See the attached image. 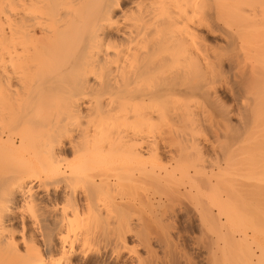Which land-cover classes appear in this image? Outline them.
<instances>
[{
  "label": "bare ground",
  "instance_id": "6f19581e",
  "mask_svg": "<svg viewBox=\"0 0 264 264\" xmlns=\"http://www.w3.org/2000/svg\"><path fill=\"white\" fill-rule=\"evenodd\" d=\"M263 2L0 0V154L3 150L14 156L20 148L21 152L26 149L19 159H12H17L14 164L0 169V264H174V253L181 245L175 244L176 237L173 246L169 244L172 229L163 228L168 224L158 226L167 216L175 221L185 216V222L193 226L197 220L199 232L212 238L214 250L206 257L210 264H238L224 258L221 243L225 239L236 247L239 243L244 251L242 264H264V235L257 234L262 221L258 213L264 208V179L260 178L264 159L256 168V154L251 153L255 164L249 160L252 155L246 162L251 163V172L252 167L258 170L256 178H243V171L238 178L244 182H239L234 196L230 194L241 203L247 198V206L239 203V207H247L249 215L236 208L237 199L233 201L229 194L222 197V185L215 188L221 179L212 178L224 176L222 165L210 175L205 167L199 168L203 153L215 148L209 133L236 132L230 112L218 103L226 61L241 72L243 84L252 80L244 85L245 113L237 131L258 140L256 144L264 143V40L248 39L256 17L264 13ZM219 25L225 49L207 40L219 37ZM227 48L234 51L229 53ZM199 102L205 105L202 109ZM159 123L177 127L172 136L176 133V143H182L183 149L173 156L177 153L180 159L189 154L196 159L193 172L200 179H192L191 171L182 168L179 174L185 179H177L175 167L176 179H168L170 185L165 184L169 187L163 191L158 189L166 180L161 174L156 179L130 178L129 160L143 163L150 156L161 160L165 154L178 162L171 156L173 151L168 152L172 150L169 142L151 140L148 135ZM233 147L232 154L225 153L227 167L235 165L231 166ZM81 151L96 154L99 170L90 179L81 178ZM148 180L160 184L155 183L156 188L152 183L151 193L139 205L150 210L151 222L168 241L159 243L165 249L163 258L152 248L154 236L148 224L134 225L122 208L138 206V199L126 201V187ZM182 200L195 216H190ZM226 210L232 219L247 216L249 224H239L243 227L238 230L235 225L231 233ZM160 235L155 238L161 239Z\"/></svg>",
  "mask_w": 264,
  "mask_h": 264
},
{
  "label": "rangeland",
  "instance_id": "374dc122",
  "mask_svg": "<svg viewBox=\"0 0 264 264\" xmlns=\"http://www.w3.org/2000/svg\"><path fill=\"white\" fill-rule=\"evenodd\" d=\"M264 3V2H263ZM261 6H264V4L263 5H261ZM231 17V16H230ZM229 18V17H228ZM231 19V18H230ZM259 21H258V20ZM233 20H236V19H233ZM232 21V20H231ZM234 22H236V21H234ZM258 22V23H257ZM256 23V24H255ZM254 24H255V26H254V31L253 32H251L250 33V35H248V39H249V41L250 40H252L253 39V42L254 41H256V42H260L261 40H264V13L263 14H259L257 17H256V19H255V22H254ZM220 26V28L218 27V26H216L215 28L218 30V36L219 37H216V36H214V37H211L210 36V38L209 37H207L208 39V41H210L209 42V44L211 45H214V46H216L217 45V49H221V48H223V49H225L227 46H225V42H224V40H222V37H221V35H220V29L223 27L222 25H219ZM259 27V28H258ZM261 27V28H260ZM259 30V31H258ZM252 35V36H251ZM251 37H252V39H251ZM255 38V39H254ZM222 40V41H221ZM208 41H207V43H208ZM213 47V46H212ZM216 48V47H215ZM228 49V48H227ZM229 50L230 49H228V50H226V51H228L229 52ZM232 51V50H231ZM231 51L229 52V53H231ZM234 51V50H233ZM232 51V52H233ZM229 61L227 62L226 61V63H224V66H225V68H224V66H223V68H224V73H225V77H223V78H225L224 80L225 81H223V86L221 85V88L218 90V95L220 96L219 97V99H220V102H218L220 105H224V107H223V109H225V110H227L228 112H230V115L229 116H231V117H229L230 118V122L232 123L231 125H232V127L234 128V129H236V132L234 133V132H227V134L228 135H226V134H224V133H218V134H216L215 133V135H213L212 133H209L210 135H208V137H209V139L211 138V142L212 143H214V151L212 150V149H210V150H208L209 151V153H206V152H208V151H206L205 153H203V156L201 157V158H203V159H201V163H200V165H199V168L201 167V168H206V169H204V170H206L207 172H209V175H210V172L212 171V170H214L216 173H218V170H217V168H218V166H221L223 169H222V175H224V176H221V174H219L220 176H216V177H213L212 179H221V181H220V183L219 184H217V186L215 187V188H220L221 187V185L223 186V187H221L219 190H221V194L223 195V194H226L227 196H228V194H229V196H231L232 198H233V196L235 195V193H236V191H234L235 190V188L237 189L238 187H239V182L241 183V181H243V180H241L240 178H238V176H240L241 177V175L242 174H244V172H245V176L244 175H242V177L244 178L245 177V179H246V176L248 177L247 179H250V178H253L254 176H256V171L255 170H257L256 168L259 166H261V164H262V162L264 161L263 159V156H264V143H261V144H256L255 143V141H258V140H254L253 138H251V137H244V134H242L241 132H238L237 130H238V127H239V124H240V122H239V119H240V116L243 114V113H245V111L243 110L244 109V107L242 106V101L244 102V99L246 98V94H245V92H244V85L247 83H249V81H250V83L252 82V80H249V81H245L246 83L245 84H243V80H242V78H243V76L241 75V72H238V70H236L233 66H231V65H229ZM230 68V69H229ZM235 70H236V72H235ZM234 71V73H232V72ZM223 73V74H224ZM240 74V75H239ZM227 75H228V77H227ZM234 76H236V77H234ZM240 76H242V77H240ZM227 77V78H226ZM239 82H238V81ZM243 81V82H242ZM224 83H226V84H224ZM241 83V84H240ZM249 83V84H250ZM260 84V83H259ZM226 86L228 87L229 86V88L230 89H227L226 88ZM231 86V87H230ZM243 87V88H242ZM233 93H232V92ZM235 96V97H234ZM239 98H240V100H239ZM237 99V100H236ZM222 100V101H221ZM205 105H203L201 102H199V104H198V107H201V109L204 107ZM243 108V109H242ZM243 111V112H242ZM215 116V115H214ZM217 116V115H216ZM162 125H160V123L158 124L159 126H155V128H157L156 130L155 129H153L152 128V130H155V131H153L152 133H149L148 135L150 136V139L151 140H153V139H160V138H162V139H164V140H166L167 141V143L169 142V144H171V148H172V150L170 149V151H168V152H171V151H173V152H171L172 153V157H174L173 155H174V153L175 152H177L176 150H178V152L179 151H181L182 149H183V147L181 148V146H183V145H181L180 143H176L178 140H176V138H175V136H176V133L174 134L175 136L173 137L172 136V130H174V128H176V130H177V127H173V126H175V125H173L172 127L171 126H168V124L166 123H161ZM171 124V123H170ZM169 128L170 127V130L166 127V126ZM235 127H234V126ZM161 126H162V129H160L161 128ZM238 126V127H237ZM160 127V128H159ZM165 127V128H164ZM232 128V129H233ZM158 129H160V130H158ZM152 130H149L150 132L152 131ZM175 130V131H176ZM207 130H209V129H207V128H205L204 129V131H207ZM174 131V132H175ZM235 131V130H234ZM147 133H148V131H147ZM208 133V132H207ZM237 133H241V136H243V137H240V138H242L240 141H239V135L237 134ZM147 135V136H148ZM217 135V136H216ZM233 135V137H235L234 138V141L231 139V138H233V137H231ZM237 135V136H236ZM172 138H173V141H172ZM236 138H238V140H236ZM161 139V140H162ZM174 139L176 140L175 142H174ZM231 141H230V140ZM233 143L234 144V142L236 143L237 141H238V143H236L235 145L236 146H232L230 143ZM260 141V140H259ZM264 141V140H263ZM179 142V141H178ZM240 142V143H239ZM217 144V145H216ZM239 144V145H238ZM252 144V145H251ZM178 145H180V147L178 146ZM213 145V144H212ZM231 146V147H229V149H228V146ZM250 145V146H249ZM258 145V146H257ZM249 146V147H248ZM253 146H254V148H253ZM224 147V148H223ZM232 147H233V149H234V152H233V157L232 156H230L231 158H233V160L235 161V162H232V160H231V166L233 165V163H235V165H233L232 167H229L230 166V164H229V168L226 166L227 164H228V160H227V163L225 162L224 163V161H225V159H226V156H225V153L227 154V152L226 151H228L229 152V155H230V153L232 154V152L230 151V148L232 149ZM240 147V148H239ZM244 147V148H243ZM246 147V148H245ZM173 148H174V150H173ZM217 148V149H216ZM21 149V148H20ZM18 150L17 151V153H14L13 155L14 156H8V154H7V152L6 151H3L2 150V152H4V153H1L0 154V169L1 170H5L6 169V166H8L9 164V166H11L12 164H14V162H16L17 161V159H19L20 158V156H21V154H23V153H25V151L24 150H26V149H24L23 150V148H22V152H21V150ZM223 149V150H222ZM240 149V150H239ZM242 149V150H241ZM129 150V149H128ZM225 150V151H224ZM237 150V151H236ZM248 150V151H247ZM85 151V150H84ZM82 152L81 151V153L79 154V155H81L83 158L81 159V156H79L80 157V159H81V162H82V179H90V177H93V175H95L96 173H97V171L99 170L98 169V167H99V165L97 164V163H95L94 162V159L96 160V158H94L95 156H96V154H95V152L94 151H90V152ZM87 151V150H86ZM213 151V152H212ZM5 152H6V156L4 155L5 154ZM20 152V153H19ZM177 152V153H178ZM235 152H236V154H235ZM243 152V153H242ZM254 152V153H253ZM258 152V153H257ZM27 153V152H26ZM175 154V156L177 155L178 156V154ZM250 153V154H249ZM251 153H253V154H256V158L254 157L255 155H253V154H251ZM2 154H3V156H2ZM16 154V155H15ZM130 154V153H129ZM179 154H180V152H179ZM244 154V155H243ZM248 154H249V156H248ZM71 155V154H70ZM145 155H147L146 157H149L150 155H148V154H145ZM161 155V154H160ZM159 154H158V158H159V156H160ZM165 155V154H164ZM163 154L160 156L162 159L159 161V160H157L156 158H154L155 160H157V161H155L153 158H151L150 159V157H149V159L147 160V158L145 159V162H143V163H133V162H131V160H129V158H128V165H127V168H126V171H128V175L130 174V175H132V176H130V178L131 179H143L145 176H149V177H147L148 179H154L155 178V176L156 177H158L157 175L159 174V176H160V174H161V176H160V178L162 177L163 179H166V180H164L165 181V183H164V181L161 183L162 185H160L159 187H158V189L160 190V187H162V190L164 191L165 190V187L164 186H166L167 184L168 185H170V183H169V180L170 179H179V178H183V179H185L184 177H182L181 176V174H179V173H181V171H180V169L182 168V170L185 172L186 170L187 171H191L190 172V175H191V177H192V179H200V177L199 176H195V172H193L194 171V165L196 164V162H194V160L196 161V159H193V157H187V155H189V154H187V155H183L180 159H177V156H176V158L174 157V159H177L178 160V162H175V160H174V162L173 161H170V159L171 158H169L170 156H167V155H165L166 157H168V158H165V156H164ZM170 155V154H169ZM228 155V156H229ZM234 155H235V157H234ZM252 155V156H251ZM73 156V155H72ZM72 156H69L68 158H69V160L71 159V158H73ZM153 157H154V154L152 155ZM225 156V157H224ZM238 156V157H237ZM251 156V158H249ZM6 157H7V159H6ZM10 157V158H9ZM16 157H18L17 159H16V161L15 160H12V159H15ZM71 157V158H70ZM145 157V156H144ZM164 157V158H163ZM230 157H229V159H230ZM252 157H253V159L254 160H256V168L255 167H252V169H254L252 172H251V166L252 165H250V167H249V163L250 162H253L252 164H255L254 163V161L253 160H250V159H252ZM2 158H4L6 161H4ZM204 158H206V159H204ZM225 158V159H224ZM248 158H249V160H250V162L249 163H247L249 160H248ZM222 159H224V160H222ZM235 159H237V160H235ZM243 159H245L244 160V162H242L243 161ZM248 161H247V160ZM10 160V161H9ZM169 160V161H168ZM171 160H173V159H171ZM176 160V161H177ZM261 160H263L262 162H260ZM1 161H2V163H4L3 165H2V163H1ZM9 161V162H8ZM144 161V160H143ZM159 161V162H158ZM166 161H168V163L166 162ZM204 161V162H203ZM240 163V165L238 166V162ZM247 161V162H246ZM12 162V163H11ZM71 162V161H70ZM163 162V163H162ZM171 162V163H170ZM173 162V163H172ZM197 162H200L199 160L197 161ZM237 162V163H236ZM9 163V164H8ZM145 163V164H144ZM176 163H178V164H176ZM218 163H219V165H218ZM6 164V166H4ZM8 164V165H7ZM140 164V165H139ZM141 164H144V165H141ZM168 166V168H166L167 166ZM170 164V165H169ZM237 164V165H236ZM251 164V163H250ZM258 164V165H257ZM2 165V166H1ZM98 165V166H97ZM216 165V166H215ZM170 166V167H169ZM244 166V167H243ZM264 166V165H263ZM156 167H158V168H156ZM175 167L177 168L178 167V169H179V171H177V173H176V175L174 176L173 174H175V173H173V169H175ZM191 167H193V169L191 168ZM211 167V168H210ZM233 167H237L238 169H235V170H232V168ZM241 167V168H240ZM248 167L250 168L249 170H248ZM258 167V168H259ZM242 168H244V170L242 169ZM227 169V171H226V173H225V171L224 170H226ZM229 169V170H228ZM232 170V173L231 174H229V172ZM234 169V168H233ZM242 169V170H241ZM260 169V168H259ZM154 170V171H153ZM177 170V169H176ZM210 170V171H209ZM238 170V172L239 171H242V172H240V173H238V172H236ZM41 172V169H38L37 170V172ZM164 171V172H163ZM166 171H169L171 174L170 175H172V177L169 175V172L167 173ZM244 171V172H243ZM258 171V170H257ZM155 172V173H154ZM161 172V173H160ZM176 172V171H175ZM152 173H153V175H152ZM166 173V174H165ZM225 173V174H224ZM233 174V175H232ZM238 174V175H237ZM255 174V175H254ZM170 177H169V176ZM128 176V177H129ZM154 176V177H153ZM176 177V178H174V177ZM181 176V177H180ZM193 176H194V178H193ZM233 176H235V177H233ZM259 177V176H258ZM257 177V178H258ZM161 178V179H162ZM254 178H256V177H254ZM260 178L261 179H264V176H263V178L260 176ZM259 178V179H260ZM144 179H146V177L144 178ZM156 179V178H155ZM159 179V178H158ZM169 179V180H168ZM225 181H224V180ZM230 179V180H229ZM235 179V180H234ZM238 179H240V180H238ZM229 180V181H228ZM238 180V181H237ZM149 181V183H147V181H146V183H143L142 182V184L140 183V184H138V185H132V186H127L126 187V189L128 190V192H125V194L127 193V195H125V198L127 199L126 201H128V200H131V201H135V200H137L136 201V203H137V205L138 206H136V208H134V207H132V208H128V206H127V209L126 208H124V207H122L123 209H124V212L126 211V213H128V220H130L132 223H134V225H146V224H148V225H146V227L148 228V231H149V229H151V237L152 236H154V237H152V248L154 249V248H156V250L155 251H157V249H158V255H161V256H159V257H161V258H163L165 255H164V253H163V250H165V249H163V248H159V243L160 244H163L164 242H165V244H166V241L167 240H165V238L164 237H162V235H164V234H159V232L161 233V230L158 232V228H160V227H158V226H167V224H168V226L167 227H169V228H167V227H163V228H166V229H169V230H171V233H172V236H171V243L173 242V238L174 237H176V238H174V240L176 241H174L175 242V244H180L181 245V249H179L178 251H181V253L180 252H175L174 254H176L173 258H175V260H174V264H175V262H176V264H187L186 263V261H188L187 259H191L192 260V262H193V264H210L209 262H211V260L209 259H207L208 258V256H210L209 254H211L210 252L212 251V250H214V247H213V243H212V238L210 237V235H206L204 232H203V234L201 233V232H199V230L195 227V224L197 223V220H194V226L192 225V224H189V222H185V216H184V219H183V216L182 217H180V218H178V219H176V221L175 220H173V219H169L168 218V216L164 219H162L163 220V223H164V225H163V223H162V225H161V223L157 226V225H155V224H153L152 222H151V220H152V216H151V214L149 215V212H150V210L146 207V206H140L139 205V202H140V200H141V198H142V200L144 199V197L146 196V195H148L149 193L148 192H150V191H152V189H153V187L155 186L156 188H157V186L160 184V183H157V182H152L153 184H154V186H151L152 185V183L150 182V180H148ZM232 181V182H231ZM234 181V182H233ZM236 181V182H235ZM168 182V183H167ZM170 182H172L171 180H170ZM174 182V181H173ZM230 182L232 183V184H230ZM244 182V181H243ZM155 183H157L156 185H155ZM227 183H229L230 184V188L232 189V191H231V189L229 188V189H227L229 186V184H227ZM234 183V184H233ZM166 184V185H165ZM172 185H174V183H172ZM225 185H227L226 187H225ZM231 185H233V186H231ZM241 186V185H240ZM169 186H166V188H168ZM234 189H233V188ZM227 190V192L224 190ZM125 189V190H126ZM126 190V191H127ZM214 191L215 192H217L218 193V191H216L215 189H214ZM222 191H224V193H222ZM232 192V193H231ZM151 193V192H150ZM230 194H232V195H230ZM127 196V197H126ZM219 196V195H218ZM222 197H226L225 195H223ZM230 197V198H231ZM235 198V199H234ZM233 198V201H235L237 198L236 197H234ZM213 199V198H212ZM226 199V198H225ZM145 200V199H144ZM232 200V199H231ZM230 200V201H231ZM244 201L245 200H247V198H245V199H243ZM182 201H184L185 202V200H182ZM233 201H231L232 203H233ZM237 201H239L238 203H237ZM243 201V203H244V205H246L247 206V204H245L246 202H244ZM183 202V203H184ZM213 202V201H212ZM242 201H240L239 199H237L236 200V202L235 203H233L234 205L237 203L238 205H237V209H239V211L241 212V211H243V215L244 214H246L247 213V215H249L248 214V208L246 207V209L244 210V206H242L243 205V203H241ZM182 203V204H183ZM239 203H241L242 205V207H243V209H242V207L240 208L239 206ZM212 203H211V201H210V205H211ZM184 205L185 206H187V204H186V202L184 203ZM228 205V204H227ZM226 205V207H228V206H230V205H228L227 206ZM232 205V204H231ZM233 205V206H234ZM126 207V206H125ZM188 207V206H187ZM225 206H223V208H226ZM140 208V209H139ZM142 208V209H141ZM234 208V207H233ZM126 209V210H125ZM188 209H189V213H190V216H193L194 214H191V209L188 207ZM227 210H228V208H226ZM230 209H232V208H230ZM229 209V211H231V213H233V209L232 210H230ZM236 209V210H237ZM241 209V210H240ZM264 209V208H263ZM260 210L261 212L260 213H258V220H259V216H261L260 217V219L262 220V221H258L259 223H258V225L260 226L257 230V234H258V237L260 238V237H262V235H264V224L262 223V225L260 224V222H263V219H264V210ZM226 210V211H227ZM259 210H258V212H259ZM225 211V212H226ZM234 212H236L235 210H234ZM238 212V211H237ZM236 212V214L238 215H240V212H238L237 213ZM151 213V212H150ZM229 212L227 211V213L226 214H228ZM230 213V214H231ZM230 214H228V215H230ZM234 214V213H233ZM241 214V215H242ZM232 215V214H231ZM231 215H230V217H229V219H230V221H231ZM235 215V214H234ZM237 215H236V217H237ZM240 215V216H241ZM243 215L241 216V219L239 218V216L237 217V219L239 218L240 220H236V218H235V216H234V221H231V222H233V223H227L226 222V227L228 228V231H229V228H230V231H231V233L232 232H234L235 231V229L237 228V227H239L240 228V226H239V224H245L244 226H246V225H248L249 224V222H246V221H248L247 220V216L244 218L243 217ZM195 216V215H194ZM233 217V216H232ZM242 217H243V220H242ZM249 217V216H248ZM232 219V220H233ZM165 220V221H164ZM151 222V224H152V226H151V228H149L150 226V222ZM225 221H227L226 219H224L223 220V223L225 222ZM241 221V222H240ZM242 221H243V223H242ZM148 222V223H147ZM248 223V224H247ZM225 224V223H224ZM223 224V225H224ZM233 224V225H232ZM235 225H236V228H234L235 227ZM238 225V226H237ZM243 225L241 226V227H243ZM258 225H257V227H258ZM155 226V227H154ZM157 226V227H156ZM157 230H155L154 228ZM224 227V226H223ZM226 227H224L223 228V233L225 234V233H227L228 231H227V229H226ZM262 227V228H261ZM146 228V229H147ZM152 229H153V231L154 232H156L157 233V235L155 234V233H153L152 232ZM213 229V228H212ZM226 229V230H225ZM233 229V230H232ZM173 230H174V232H173ZM236 230H238V228L236 229ZM186 231V232H185ZM227 231V232H226ZM150 233V232H149ZM230 233V234H231ZM153 234V235H152ZM159 235H160V238L162 239V238H164V239H159L158 238V240H159V242H158V240H157V238H155V237H159ZM227 235V234H226ZM177 236L179 237V239L177 238ZM182 236V237H181ZM181 238V239H180ZM156 240H157V242H156ZM165 240V241H164ZM230 240V239H229ZM228 239H225L224 241H223V243H221V247H222V253H223V255H224V258L226 259L227 258V260H231V261H233V262H236V263H240L241 262V260L243 259L244 260V258H241L242 256V254H244V251H243V249L239 246V243L237 244L236 243V245H237V247L235 246V244L234 243H232V241L230 240L229 241ZM155 241V242H154ZM168 242V241H167ZM178 242V243H177ZM180 242V243H179ZM230 242V243H229ZM170 243V241H169V244L170 245H172L173 246V244L174 243H172L171 244ZM228 243V244H227ZM164 244V245H165ZM157 245V246H156ZM167 245H168V243H167ZM133 245H131V247H132ZM162 247H164L165 248V246H163V245H161ZM179 246V245H178ZM183 246V247H182ZM210 246V247H209ZM212 246V247H211ZM180 247V246H179ZM198 249H200L201 251H199ZM160 250V251H159ZM223 250H225L224 252H223ZM242 250V251H241ZM207 251H209V252H207ZM141 253H144L143 251H140ZM178 253V254H177ZM180 253V254H179ZM173 255V254H172ZM206 259H205V258ZM232 258H233V260H232ZM239 258V259H238ZM241 258V259H240ZM238 260H239V262H238ZM243 260H242V262L240 263V264H242L243 263ZM208 261V262H207ZM259 264H263V263H259Z\"/></svg>",
  "mask_w": 264,
  "mask_h": 264
}]
</instances>
